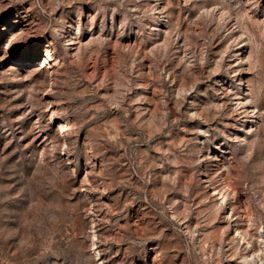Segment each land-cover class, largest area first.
<instances>
[{
	"label": "rangeland",
	"instance_id": "obj_1",
	"mask_svg": "<svg viewBox=\"0 0 264 264\" xmlns=\"http://www.w3.org/2000/svg\"><path fill=\"white\" fill-rule=\"evenodd\" d=\"M0 264H264V0H0Z\"/></svg>",
	"mask_w": 264,
	"mask_h": 264
}]
</instances>
